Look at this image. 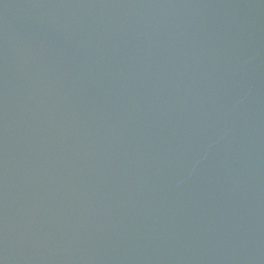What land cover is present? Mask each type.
I'll use <instances>...</instances> for the list:
<instances>
[{
    "label": "water",
    "instance_id": "water-1",
    "mask_svg": "<svg viewBox=\"0 0 264 264\" xmlns=\"http://www.w3.org/2000/svg\"><path fill=\"white\" fill-rule=\"evenodd\" d=\"M0 264H264V0H0Z\"/></svg>",
    "mask_w": 264,
    "mask_h": 264
}]
</instances>
